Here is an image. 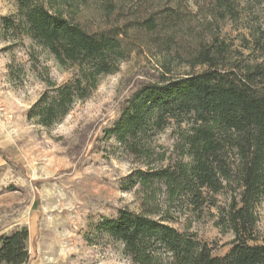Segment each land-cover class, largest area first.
<instances>
[{
    "label": "trees",
    "instance_id": "1",
    "mask_svg": "<svg viewBox=\"0 0 264 264\" xmlns=\"http://www.w3.org/2000/svg\"><path fill=\"white\" fill-rule=\"evenodd\" d=\"M9 1L15 12L1 18V39L9 43L7 49L23 46L25 38L30 41V69L43 83L26 112L29 121L47 128L58 124L77 101L91 94L101 76L115 73L134 50L127 39L130 30L150 34L157 38L154 43L163 33L170 34L163 40L157 79L127 98L106 134L145 161V169L132 175L135 183L143 188L157 182L169 200L184 197L197 208L204 189L216 193L229 187L238 192L227 207L218 209L215 225L232 233L231 247L222 256L213 255L205 242L179 231L169 223V215L156 210L123 208L115 217L103 218L98 228L122 244L133 264H264V237L257 229L256 210L264 199V28L251 30V40L243 37L245 47L255 53L249 60L213 30L219 21L237 18L234 1L210 0L209 20L197 21L196 45L183 57L172 54L175 26H167L180 19L176 8L149 12L134 25L92 32L74 16L84 0ZM116 5V0L106 1L107 16ZM35 48L61 68L74 70L72 77L63 82L52 79ZM178 59L185 70L175 72L173 63ZM8 70L13 77V64ZM171 121L187 125L179 149L190 160L153 166L149 139ZM164 159V153L156 158ZM28 237L26 227L0 234V264H29Z\"/></svg>",
    "mask_w": 264,
    "mask_h": 264
},
{
    "label": "rangeland",
    "instance_id": "2",
    "mask_svg": "<svg viewBox=\"0 0 264 264\" xmlns=\"http://www.w3.org/2000/svg\"><path fill=\"white\" fill-rule=\"evenodd\" d=\"M106 1L84 0L74 15L76 20L94 32L134 25L149 12L176 8L180 19L167 26H175L172 54L179 52L183 57L196 45L200 33L197 21L209 20L212 8L210 0H116L115 12L107 16ZM233 1L237 18L221 20L213 30L232 50L251 60L255 53L245 47L244 38L251 40V30L264 28V0ZM14 12L12 1L0 0V20ZM169 36L163 33L154 43L157 38L150 34L140 36L130 30L127 39L134 50L117 71L101 76L86 99L77 101L58 124L47 128L26 116L43 90V83L30 69V41L25 38L23 46L7 49L9 43L0 35V234L27 228L29 264H133L122 244L98 228L103 218L115 217L123 208L134 212L146 208L169 215L173 227L194 234L212 248L213 255L222 256L230 249L232 233L217 227L215 221L218 209L227 207L238 192L229 187L216 193L204 189L197 208L184 197L169 200L159 183L143 188L135 183L132 175L138 168L145 169V161L106 134L127 98L141 85L157 79L163 40ZM35 50L52 79L63 82L72 77L74 70L61 68L47 53ZM177 61L173 63L175 72L185 68L181 59ZM10 64L13 77L9 75ZM186 128L185 123L171 121L149 139L153 166L190 160L181 156L179 149ZM162 153L165 159L156 160ZM256 210L257 229L264 237V199Z\"/></svg>",
    "mask_w": 264,
    "mask_h": 264
}]
</instances>
